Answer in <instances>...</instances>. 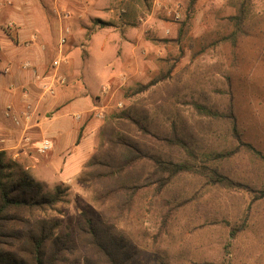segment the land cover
Segmentation results:
<instances>
[{
    "label": "rangeland",
    "instance_id": "obj_1",
    "mask_svg": "<svg viewBox=\"0 0 264 264\" xmlns=\"http://www.w3.org/2000/svg\"><path fill=\"white\" fill-rule=\"evenodd\" d=\"M30 1L29 25L44 29L39 18L51 0ZM55 1L59 5L48 43L50 48L57 44V52L46 64L59 58L61 63L53 70L48 64L50 82L63 87L90 83L100 99L93 110L65 107L77 113L68 117L62 143L44 135L46 130L61 135L60 122H49L48 128H27V120L20 125L0 122V151L13 165L6 172L9 179L18 181L28 173L43 183L45 192L67 188L62 202L48 213L65 231L68 217L86 210L100 214L93 193L77 179L95 153L103 121L124 111L138 121L130 129L142 143L166 160L187 164L189 171L173 178L162 199L152 189L142 191L117 224V238L164 264H264V161L243 146L264 156V0H247L240 27L230 18L237 15L241 0ZM94 34L85 75L83 59ZM113 36L131 43L121 44L117 57L107 58L99 49V37ZM61 39L65 43L59 53ZM29 41L0 42L5 56L0 73L20 77L34 67L24 55L28 51L23 53ZM76 47L83 50L78 58ZM24 80L29 81L27 76ZM202 107L218 116L203 114ZM26 108L16 110L20 114ZM45 111L41 109L38 123H46ZM174 132L183 143L167 146L153 138L173 137ZM79 135L81 143L75 146ZM48 138L59 142L64 158L80 150L83 157L54 166L58 146L53 152V147L45 154L38 151ZM217 153L230 157L215 159ZM64 169L66 178L61 176ZM214 170L240 187H216L210 180Z\"/></svg>",
    "mask_w": 264,
    "mask_h": 264
},
{
    "label": "trees",
    "instance_id": "obj_2",
    "mask_svg": "<svg viewBox=\"0 0 264 264\" xmlns=\"http://www.w3.org/2000/svg\"><path fill=\"white\" fill-rule=\"evenodd\" d=\"M247 4V0H241L237 15L230 18L238 21L239 27L245 19ZM202 112L218 116L203 107ZM125 121L130 124L125 125ZM138 124L124 111L103 121L95 153L77 179L93 193L101 213L86 210L68 217L66 231L48 213L62 202L67 188L56 186L52 193L45 192L43 183L28 173L18 181L10 180L11 175L6 172L13 165L0 151V264H164L155 255H143L134 243L118 239L116 226L131 212L142 191L152 189L162 199L173 178L189 171V167L153 153L130 129V125ZM140 128L148 135L145 127ZM80 136L75 146L80 143ZM153 138L167 146L183 143L176 132L173 137ZM243 146L264 161L260 152L248 144ZM213 157L224 160L230 153H217ZM210 176L216 187L241 185L215 170Z\"/></svg>",
    "mask_w": 264,
    "mask_h": 264
},
{
    "label": "crops",
    "instance_id": "obj_3",
    "mask_svg": "<svg viewBox=\"0 0 264 264\" xmlns=\"http://www.w3.org/2000/svg\"><path fill=\"white\" fill-rule=\"evenodd\" d=\"M101 2L102 1H99L98 4ZM51 4L48 5L49 8L46 6L45 10H43L40 14L39 19L43 23V26H45L42 30L40 28L32 29L29 25L32 16L30 8L31 5L33 6V3L30 0H0V42L16 43L21 42V40H30L28 43V49H23V53L28 51L27 54L24 55L30 59L33 64L31 65L36 68L35 70L34 67H31L29 72H21L20 77H17L13 72H10L7 75L0 73V76H2L3 79V85H0V109H2L0 122H5V119L12 122L13 116L19 119V123H22L23 120H27V128H30L32 124L33 126L41 125V127H47L46 124L49 122H60V127L64 131L61 135L58 131H54V133L50 134L49 132L51 131L48 132V130L45 131L44 135L58 137L56 139L62 143L59 139L63 138V133L67 132L65 127L68 126V122H70L68 117L77 113L75 110H73L74 113L71 112V110L69 112L64 111L65 107L73 106L75 107L74 109L91 108V110H93L100 98L97 95L96 86L90 83H85V85H71L63 87L60 85H54L50 82L53 79L47 67L49 64V68L53 70L54 68L51 64L54 60L46 64V58L49 57L50 54L57 52V44L56 46H52L50 48L48 40L53 39L51 22L54 16L53 11H55L57 15L59 2L51 0ZM96 36V34L92 35L91 39L87 41L86 55L83 59V71L85 72V75L89 72L90 44ZM99 39H101L98 42V45H100L99 49L102 51L103 56L107 58L117 57L118 48L121 44L126 46L131 43L129 42V39H125L120 36H113L110 39L99 37ZM62 48L63 46H59V53L62 52L60 51ZM68 49V47H65V50ZM81 49V47L75 48V53L73 54H75L77 58L80 53L83 52ZM4 59L5 56L0 54V61ZM107 68H109V72H111L112 65L108 64ZM24 76H27V80H29L28 82L24 80ZM4 82H7V85ZM21 106H27V108L24 112L18 114L19 112H17L16 108L18 109V107ZM29 106L32 107V110ZM41 109L46 110L45 117H47L46 123L43 124L38 123ZM51 111L55 112V114L52 113L53 115H51ZM25 113H27V119L24 116ZM0 132H2V129H0ZM47 140H49V138ZM49 141L53 147V149L51 147L52 152L57 146L59 147L52 156L54 157L53 165L56 167L58 164L63 162H65V166H67L73 158L80 159V157H83L80 147L78 146L77 150H80V153H78L77 156L71 155L64 158V149L59 146V142L57 140H54V143L52 140ZM81 159L83 160V158ZM80 165H82V163H80ZM65 171L66 169H64L61 176L64 177L66 175Z\"/></svg>",
    "mask_w": 264,
    "mask_h": 264
},
{
    "label": "built area",
    "instance_id": "obj_4",
    "mask_svg": "<svg viewBox=\"0 0 264 264\" xmlns=\"http://www.w3.org/2000/svg\"><path fill=\"white\" fill-rule=\"evenodd\" d=\"M60 43H61V44H59V45L62 46V45L65 43V40H64V39H61ZM59 57H61V54H60ZM60 59H61V58L56 59V60H54V61L52 62V67H53V68H58V67L60 66V63H61ZM24 116H25L26 119L28 118L27 113H25ZM12 122H13L15 125H19V119H18L17 117H14V116H13V117H12ZM51 147H52V145H51L50 141H49V140H44V141L41 143L40 147L38 148V151H39V153H41V154H45V153H47L48 151L51 150Z\"/></svg>",
    "mask_w": 264,
    "mask_h": 264
}]
</instances>
